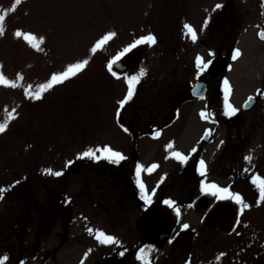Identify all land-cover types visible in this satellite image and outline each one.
<instances>
[{"label":"rangeland","instance_id":"1","mask_svg":"<svg viewBox=\"0 0 264 264\" xmlns=\"http://www.w3.org/2000/svg\"><path fill=\"white\" fill-rule=\"evenodd\" d=\"M171 1L20 0L16 4V0H0V14L5 16L0 74L10 80L18 73L22 76L17 88L0 85V122L6 118L5 110H16V118L0 133V187L9 189L0 198V256L9 257L5 264H93L139 243L133 227L146 208L144 202L138 200L130 206L128 200L120 201L126 197L117 196L109 172L103 171L98 177L94 166L79 167L81 159H90L78 158L87 148L109 145L123 153L126 141L115 122L122 88L105 72L119 43L112 37L96 53L90 49L120 25L136 31L142 22L160 19L164 9L172 7ZM242 1L246 3L243 11L260 4L259 0ZM17 30L43 37L40 50L16 37ZM80 60L88 63L76 76L55 85L41 99L26 98L25 87L32 85L35 91V86L46 82L51 74ZM237 78L238 89L246 92L255 80L246 74ZM256 132L260 141L262 130ZM259 141L251 138L244 152L252 159L245 163L255 164ZM67 161L73 163L65 168ZM45 168L62 171L68 180L50 178L43 172ZM260 175L264 177V167ZM95 187L102 188L103 193L96 192ZM51 190L67 196L69 218L63 203L50 207ZM187 191L184 187L171 188L167 182L157 187L152 200L160 195L179 199V193ZM19 194L26 197L16 209L9 200L14 201ZM243 198L250 207L242 212L230 235L201 227L200 213L192 208L195 201H175L173 207L179 208L180 216L171 243L152 254L150 264H264V201L257 204L259 193L250 179L246 180ZM25 206L30 210L21 212ZM20 215L21 220L25 218L23 222ZM68 219L70 225L61 240L63 221ZM182 224L189 227L181 230ZM97 231L114 236L120 243L100 244L95 238Z\"/></svg>","mask_w":264,"mask_h":264},{"label":"flooded vegetation","instance_id":"2","mask_svg":"<svg viewBox=\"0 0 264 264\" xmlns=\"http://www.w3.org/2000/svg\"><path fill=\"white\" fill-rule=\"evenodd\" d=\"M171 2L172 7L164 9L160 19L142 22L136 31L125 28L127 25L124 24L120 25L121 28L114 29L113 39L119 43L117 51L148 33L154 35L156 42L151 45L142 44L139 48L144 51L141 53L133 51V55H130L131 51L125 54L129 58L120 61L116 69L119 79L105 70L109 78L121 86L120 100L127 93L123 76L136 74L140 68L146 70L136 84L131 99L122 108L119 107V113L115 115V122L126 138L124 152H121L125 159L119 163L104 159H81L79 167L82 169L86 164L94 166L97 169L93 170V167L92 170L95 174L98 173V177L105 173L103 171L109 172L108 177L117 196L120 194L126 197L120 201L128 200L131 206L138 200L142 201L135 184V168L139 163L143 166L140 179L149 194H152V189L162 187L167 182L171 188L177 186L188 190L187 193L180 192L179 199L160 195L153 203L163 202L165 199L195 202L204 200V208L199 212L202 217L211 209L216 199L208 193H201V179L205 183L214 182L218 186L228 187L243 198L246 180L253 174L260 175V170L264 167V39L258 35L264 32V0H259L260 4L255 9L253 5L252 9L245 11L242 6L246 3L242 0ZM216 4H221L222 7L213 11ZM206 18L208 22L205 26ZM185 23L195 30V41L184 29ZM234 49H239L241 53L236 60L232 59ZM197 55L204 63L212 61L199 75L195 63ZM245 74L255 79L247 92L238 89L237 77ZM225 78L231 89L229 102L238 109L231 117L223 115L222 85ZM193 85H198L196 94ZM249 96L253 99L245 106ZM202 111L205 117H201ZM259 129L262 130V145L256 138V131ZM154 133L159 135L155 136ZM251 138L259 141L254 165L247 164L244 160L248 155L244 151ZM169 143L173 145L171 149L166 147ZM192 148L196 149L194 153ZM175 151L187 155L188 160L181 164L171 155ZM201 159L205 162L204 176L196 171ZM152 164L157 167L149 171ZM169 165L171 167L167 171L162 170ZM66 175H51L50 178H58L63 182L62 179L68 180ZM95 191L103 193L102 188L95 187ZM56 192L61 194L57 195ZM62 192L51 190L54 205L51 203L50 207L63 203L66 217L69 218L70 206L67 205V196L63 197ZM25 197L19 194L17 199H10L9 202L17 209L21 207L17 203ZM45 198L43 196L42 203ZM4 205L8 209L7 203ZM28 210L30 209L26 207L21 212ZM22 218L23 216L20 220ZM24 220L25 218L21 221ZM66 221H63L64 237L61 240L65 238L66 229L70 225L69 219ZM133 231L139 238V243L127 252L118 250L97 259L93 264H141L135 258L136 253L146 245L139 232L135 231V223ZM121 252L124 254L120 255ZM154 253L155 251L149 252V260Z\"/></svg>","mask_w":264,"mask_h":264},{"label":"snow or ice","instance_id":"3","mask_svg":"<svg viewBox=\"0 0 264 264\" xmlns=\"http://www.w3.org/2000/svg\"><path fill=\"white\" fill-rule=\"evenodd\" d=\"M20 0H16V4H19ZM15 7V6H14ZM221 4H216L213 8V11L216 9L221 8ZM5 16L3 14H0V35L4 34V28L2 26V22L4 21ZM208 22V19L206 18L204 21V25L206 26ZM184 29L186 30L187 34L191 37L193 41L196 40V32L193 29V27L187 23L183 25ZM14 35L16 37H23V39L27 42L28 45H30L33 49L40 50V45L43 43V37H37L32 33L29 32H24L21 30L15 31ZM261 39H264V32L258 33ZM113 36H115L114 32H108L104 36H102L99 40H97L93 46L91 47L90 51L92 53H96L98 49H100L103 45H105ZM156 42V39L154 35L151 33H148L144 36L139 37L138 39L134 40L133 42L127 44L125 47H123L122 50L117 51L114 56H112L108 61H107V70L109 73L119 79L120 76L116 71H113V66L121 60L122 57L125 56V54L131 52L133 49H135L138 45L140 44H154ZM212 53H210L211 55ZM240 50L239 49H234L232 51V59L236 60L237 57L240 56ZM88 63V60H80L75 63H69L68 65L65 66L64 70L61 72L53 73L51 74L50 78L47 79L46 82L38 84L35 86L36 90L32 91V85H28L23 89L24 94L26 98L32 99V100H38L41 99L43 94L47 92L48 90L52 89L55 85L61 84L64 81L68 80L71 77L76 76ZM196 69H197V75H199L201 72H203L209 64L212 63L211 60L207 61V63H204L202 61V58L197 55L196 57ZM145 69L140 68L138 73L133 74V75H124L123 79L125 83L127 84V93L123 97V99L117 101V103L120 105L122 108L125 103L131 99L134 93V89L136 84L139 82L140 78L145 75ZM22 79V76L18 73L16 75L15 80H10L6 78L3 74H0V85L6 86V87H11V88H17L19 87L18 82ZM198 85H193V91L194 94H196V88ZM223 115L226 117H231L235 115L238 111L236 107H234L230 102H229V94H230V85L229 81L227 78L223 80ZM260 91V90H257ZM253 97L249 96L248 99L245 101V106H247L248 102L251 101ZM119 108L117 109V113H119ZM6 112V118L4 119L3 122H0V133H3L6 131L8 127V123L15 119V109H12V111H7ZM201 117H205V113L202 111L200 113ZM127 131V129H124ZM155 136H158L159 133H154ZM223 143V141H221ZM167 148L171 149L173 145L171 143L166 145ZM191 151L194 153L196 151L195 148H192ZM171 155L175 157L177 161H179L181 164L185 163L188 160V156L182 154L179 151L172 152ZM90 158L92 160L99 161L101 159L107 160L112 163H119L121 160L125 159V157L122 155L121 152L113 150V148L109 145H102V146H96V147H89L83 152L78 154V158ZM252 159L251 155H247L244 157V160L250 161ZM73 161H67L65 163V168H67L70 164H72ZM142 165L137 163L136 168H135V175H136V180L135 184L137 188L139 189V198L144 202L145 207L151 205L153 203L152 200V195L155 194L156 189H152V194H149L148 191H146L144 183L140 179V174L142 170ZM157 167L156 164H152L151 167L149 168V171L152 169H155ZM196 171L201 175H205V162L201 159L196 167ZM247 171V169L245 170ZM43 172L45 174H50V175H55V176H61L63 175L62 171H53L51 168H45L43 169ZM15 183H19V181H16ZM250 183L255 186V188L258 190L259 193V199L257 200V204L260 203V201H264V177L253 174L250 178ZM9 189L0 187V198H3L4 193L8 191ZM200 191L201 193H208L211 196L215 197L217 201H223V200H232L234 201L237 205L240 206V212L242 213L245 209L249 208L250 205L248 203H245L243 198L239 193H234L229 190L228 187H221L218 186L216 183H205L203 179L200 180ZM163 204L167 205L169 208H173L175 201L171 199H165L163 200ZM176 216L177 218L180 216V210L179 208H175ZM189 227L188 224H182L181 225V230L187 229ZM89 233H91L93 230L88 229ZM96 240L100 244H119L120 241L117 240L114 236L112 235H107L102 231H97L96 232ZM171 243V240L169 241ZM151 245L145 246L140 248L137 253H136V260L140 261L141 264H150L149 261V252L153 251ZM124 253L121 252L120 255H123ZM223 255V253L221 254ZM85 256H87V253H85ZM9 259L8 256H0V264H5V262ZM216 259H220L219 256L216 257ZM21 264H23V261H21ZM83 264V262H81Z\"/></svg>","mask_w":264,"mask_h":264},{"label":"water","instance_id":"4","mask_svg":"<svg viewBox=\"0 0 264 264\" xmlns=\"http://www.w3.org/2000/svg\"><path fill=\"white\" fill-rule=\"evenodd\" d=\"M138 45L137 47H139ZM136 47V48H137ZM144 49V48H143ZM134 52H142L144 50L137 48ZM133 55V52L130 54ZM128 56L121 59L125 61ZM121 62H117L113 66V71L119 67ZM204 200L194 205L196 212H201L204 208ZM240 206L232 200L216 201L211 209L202 217L201 227L204 229H212L216 227L221 235H230L236 228L238 219L240 218ZM177 216L174 208H169L163 202L153 204L144 212L135 223V231L139 232L148 245L156 250L163 248L170 238L173 228L177 223Z\"/></svg>","mask_w":264,"mask_h":264}]
</instances>
